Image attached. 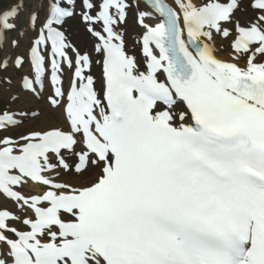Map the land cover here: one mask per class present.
Wrapping results in <instances>:
<instances>
[{
    "label": "snow or ice",
    "instance_id": "1",
    "mask_svg": "<svg viewBox=\"0 0 264 264\" xmlns=\"http://www.w3.org/2000/svg\"><path fill=\"white\" fill-rule=\"evenodd\" d=\"M13 72L0 264H264V0H8Z\"/></svg>",
    "mask_w": 264,
    "mask_h": 264
},
{
    "label": "rangeland",
    "instance_id": "2",
    "mask_svg": "<svg viewBox=\"0 0 264 264\" xmlns=\"http://www.w3.org/2000/svg\"><path fill=\"white\" fill-rule=\"evenodd\" d=\"M8 6V0H3V3L0 4V7H7ZM12 79H13V85L11 88H0V91L3 90L4 94H1L0 92V108H3L5 105L9 103V95L18 93L20 87H19V75L16 73H11ZM24 105L18 104L13 105V107H23Z\"/></svg>",
    "mask_w": 264,
    "mask_h": 264
},
{
    "label": "bare ground",
    "instance_id": "3",
    "mask_svg": "<svg viewBox=\"0 0 264 264\" xmlns=\"http://www.w3.org/2000/svg\"><path fill=\"white\" fill-rule=\"evenodd\" d=\"M0 92H1V94H4V91L3 90H1ZM21 105L26 106V99H22L21 100Z\"/></svg>",
    "mask_w": 264,
    "mask_h": 264
}]
</instances>
